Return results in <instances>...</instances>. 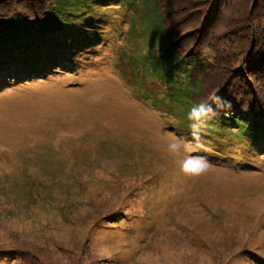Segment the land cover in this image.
I'll use <instances>...</instances> for the list:
<instances>
[{"label": "rangeland", "instance_id": "1", "mask_svg": "<svg viewBox=\"0 0 264 264\" xmlns=\"http://www.w3.org/2000/svg\"><path fill=\"white\" fill-rule=\"evenodd\" d=\"M173 42L154 0L0 22V248L33 241L59 264L86 246L105 264H264L262 136L201 130L211 168L196 179L167 153L169 133L192 140Z\"/></svg>", "mask_w": 264, "mask_h": 264}, {"label": "trees", "instance_id": "2", "mask_svg": "<svg viewBox=\"0 0 264 264\" xmlns=\"http://www.w3.org/2000/svg\"><path fill=\"white\" fill-rule=\"evenodd\" d=\"M66 1L0 0V22L7 24L15 17L23 23L46 22ZM154 5L162 27L174 40V59L183 74L178 84L188 86L184 96L191 106L206 103L215 110L206 121L211 128L203 126L202 130L221 136L232 129L235 137L256 133L264 140V0H154ZM216 96L223 101L221 106L213 102ZM126 205L123 201L119 210L100 218L99 229H107L109 221L119 224ZM78 255L75 264L106 261L88 246ZM0 261L59 264L48 249L33 241L0 248Z\"/></svg>", "mask_w": 264, "mask_h": 264}, {"label": "clouds", "instance_id": "3", "mask_svg": "<svg viewBox=\"0 0 264 264\" xmlns=\"http://www.w3.org/2000/svg\"><path fill=\"white\" fill-rule=\"evenodd\" d=\"M213 102L217 106L223 104V101L218 96L213 98ZM215 114V110L210 104H195L191 107L187 116V119L190 121L189 128L191 130L192 140L187 141L182 137L175 136L174 133L168 134L172 139L167 141V153L179 161L180 171L189 178L196 179L203 177L210 171L211 165L207 159L196 153L202 147L201 130L205 122Z\"/></svg>", "mask_w": 264, "mask_h": 264}]
</instances>
